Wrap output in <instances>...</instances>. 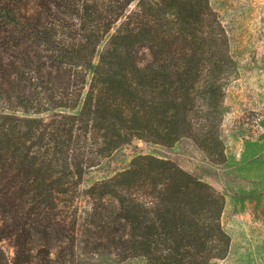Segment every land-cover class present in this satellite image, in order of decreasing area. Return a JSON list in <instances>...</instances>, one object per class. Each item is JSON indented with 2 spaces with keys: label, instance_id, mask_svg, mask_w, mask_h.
<instances>
[{
  "label": "trees",
  "instance_id": "obj_1",
  "mask_svg": "<svg viewBox=\"0 0 264 264\" xmlns=\"http://www.w3.org/2000/svg\"><path fill=\"white\" fill-rule=\"evenodd\" d=\"M236 71L211 0H0V241L15 249L0 264H78V210L62 198L134 139L187 137L224 163ZM87 194L97 244L123 259L229 254L225 196L171 159L136 155Z\"/></svg>",
  "mask_w": 264,
  "mask_h": 264
},
{
  "label": "rangeland",
  "instance_id": "obj_2",
  "mask_svg": "<svg viewBox=\"0 0 264 264\" xmlns=\"http://www.w3.org/2000/svg\"><path fill=\"white\" fill-rule=\"evenodd\" d=\"M211 4L227 30L237 64L225 99L227 160L213 162L187 137L171 146L133 140L102 159L86 171L73 202L70 197L62 198V202L74 203L78 210V264H147L144 257L123 259L113 246H99L97 228L90 224V218L86 219V212L92 209L88 189L128 168L139 154L171 159L225 196L222 224L232 243L228 256L212 264H264V0H211ZM55 242L51 243L52 250L56 248ZM42 244L36 238L31 244L32 252L35 254ZM0 248L13 258L12 239L0 241Z\"/></svg>",
  "mask_w": 264,
  "mask_h": 264
},
{
  "label": "water",
  "instance_id": "obj_3",
  "mask_svg": "<svg viewBox=\"0 0 264 264\" xmlns=\"http://www.w3.org/2000/svg\"><path fill=\"white\" fill-rule=\"evenodd\" d=\"M135 142H138L139 140L138 139H134Z\"/></svg>",
  "mask_w": 264,
  "mask_h": 264
}]
</instances>
